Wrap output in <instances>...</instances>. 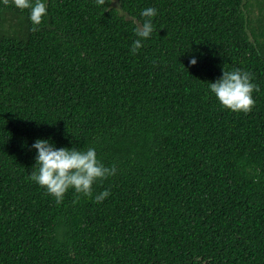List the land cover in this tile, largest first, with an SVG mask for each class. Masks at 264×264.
Wrapping results in <instances>:
<instances>
[{
	"label": "trees",
	"instance_id": "obj_1",
	"mask_svg": "<svg viewBox=\"0 0 264 264\" xmlns=\"http://www.w3.org/2000/svg\"><path fill=\"white\" fill-rule=\"evenodd\" d=\"M115 1L42 0L33 32L0 0V264H264V0ZM223 68L252 74L251 113L211 94ZM37 139L117 172L57 204Z\"/></svg>",
	"mask_w": 264,
	"mask_h": 264
},
{
	"label": "clouds",
	"instance_id": "obj_2",
	"mask_svg": "<svg viewBox=\"0 0 264 264\" xmlns=\"http://www.w3.org/2000/svg\"><path fill=\"white\" fill-rule=\"evenodd\" d=\"M5 7H15L20 11H29V19L32 24L31 31L37 32L47 15V5L42 0H2ZM97 6H103L106 0H95ZM157 15L155 8L142 10L144 18L142 25H137L134 32L136 39L131 47L133 55L143 47L142 40L150 38L154 31L153 18ZM189 63L196 65L197 60L192 58ZM252 74L240 69L222 70V78L208 83L211 94L214 95L222 109L233 113H251L255 106L253 92H259L258 85L252 82ZM37 151L34 171L29 179L39 187L46 190L47 194L54 198L57 204H61L65 194L74 190V203L79 201L80 196L91 198L93 185L102 182L111 176H115V166L106 167L97 159L94 147L85 150L76 148H55L48 141L37 139L32 145ZM110 192L104 190L95 196L96 203H102Z\"/></svg>",
	"mask_w": 264,
	"mask_h": 264
},
{
	"label": "rangeland",
	"instance_id": "obj_3",
	"mask_svg": "<svg viewBox=\"0 0 264 264\" xmlns=\"http://www.w3.org/2000/svg\"><path fill=\"white\" fill-rule=\"evenodd\" d=\"M114 5H115V6H117V3H116V1H115V0H114Z\"/></svg>",
	"mask_w": 264,
	"mask_h": 264
}]
</instances>
